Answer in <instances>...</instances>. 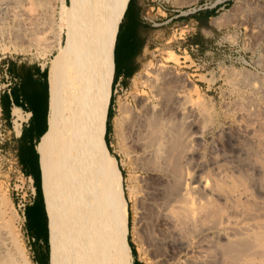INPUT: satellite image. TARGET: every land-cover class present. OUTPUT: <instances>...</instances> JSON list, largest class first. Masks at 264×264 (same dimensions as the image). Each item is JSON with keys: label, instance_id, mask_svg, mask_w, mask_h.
<instances>
[{"label": "bare ground", "instance_id": "bare-ground-1", "mask_svg": "<svg viewBox=\"0 0 264 264\" xmlns=\"http://www.w3.org/2000/svg\"><path fill=\"white\" fill-rule=\"evenodd\" d=\"M27 1L0 0L1 41L10 40V26L18 27L19 34L28 29L23 22ZM60 4L55 44L49 46L58 52L60 139L47 205L53 264H127L122 176L104 140L118 0H69V16L65 0ZM179 59L177 52L163 57L164 62L174 64ZM140 80L142 92L130 103H118L120 125L116 122L127 153L139 160V169L153 177L143 184V213L153 235L154 258L168 263L186 252L189 264H264L262 116L239 106L238 112L245 110L239 112L237 127L224 131L231 137L233 157L225 155L234 162H219V154L218 160L214 156L213 171L208 168L212 174L206 169L202 172L200 165L201 173L196 172L190 167L202 153L194 147L199 139L190 129L200 115L187 104V80L149 66L136 75L134 83ZM3 241L0 237V264H16ZM170 247L171 251L160 255ZM20 250L18 256L24 258Z\"/></svg>", "mask_w": 264, "mask_h": 264}, {"label": "rangeland", "instance_id": "rangeland-1", "mask_svg": "<svg viewBox=\"0 0 264 264\" xmlns=\"http://www.w3.org/2000/svg\"><path fill=\"white\" fill-rule=\"evenodd\" d=\"M65 4L66 12H68L69 0H65ZM24 8L25 16L31 19L29 21L26 16L27 22L23 21L29 23L26 24L29 30L25 29V33L23 31V34H19L18 27L10 26L9 31L12 30L9 35L10 40L6 39L5 42L0 40V58L6 59L13 56L46 60L49 69L53 56L56 57L58 54L54 47L49 46L55 44L53 37L56 32L53 35V31L58 29L57 26L62 17L60 0H30L26 2ZM205 9H213V13L208 17L207 25L199 27L189 15ZM133 11L134 1L129 6L128 15ZM69 14L70 12L66 16ZM139 19L143 26L141 34L144 47L138 55L137 71L140 70L138 74L145 66H149L154 71L159 69L161 72H174L177 77L185 78L187 104L200 115L201 122H196L190 132L199 139L197 143L193 141L196 143L194 147L198 146V153L204 156L207 154V157L198 155L196 158L198 161L194 159L192 163L194 166L190 168L201 171V167L204 166L202 172L206 170L209 172L208 168L213 169V162L217 158L221 163L232 164L229 160L232 162L234 159L227 158L233 157L232 147L229 144L231 140L228 142L231 137L226 132L234 131L237 127L241 117L239 112L245 109L252 112L256 110L254 113L264 117V111L261 113V110H264V0H141ZM195 33H197L195 38L197 44H192L189 40ZM167 52H177L179 62L177 64L164 62L163 57ZM160 61L164 66H161ZM132 76L124 83L113 87L107 134L110 152L116 158L121 172L122 190L127 204V223H129L124 239L127 264H132L131 260L135 258L142 264H181L180 262L189 264V254L186 252H181L174 259H169L168 263L159 261V259L162 260L161 257L154 258L153 235L143 213L146 203L143 184H147V177H153L137 167L139 160L135 159L130 152L127 153L126 142L121 132L118 134L120 126L117 127L121 121L118 103H130L133 97L143 90L142 80L136 85L134 83L136 76L133 78ZM253 105L254 108H252ZM239 106L245 109H240L238 112L237 109L241 108ZM262 117L261 122L264 124ZM204 126L209 129H204ZM219 132L220 135H218ZM210 153H213V156ZM201 158H203L202 162H200ZM205 160L210 162L206 164ZM15 169L13 164L5 162L0 157V237L4 238L3 247L11 252L16 264H37L36 255L31 246L33 242L31 236L34 233L30 225L26 224V218L25 225L20 228L17 225L18 217L14 208L13 194V183L17 180L14 177ZM211 170L209 174L213 171ZM198 173L194 172L196 176L199 175ZM88 177L98 178V176ZM72 182L74 180H71ZM36 201L39 202L38 197ZM48 203L49 199L47 205ZM127 234L134 249L133 256L130 253ZM12 239L17 246L15 244L14 247L12 246ZM48 246V264H53L50 241ZM17 248H21L24 258L18 256ZM166 249L163 248L161 252L163 253L164 250V253L159 254H167L172 248H168L167 251ZM38 257L40 264H46L44 253Z\"/></svg>", "mask_w": 264, "mask_h": 264}, {"label": "crops", "instance_id": "crops-1", "mask_svg": "<svg viewBox=\"0 0 264 264\" xmlns=\"http://www.w3.org/2000/svg\"><path fill=\"white\" fill-rule=\"evenodd\" d=\"M127 1L118 0L116 32ZM133 1L134 11L128 15ZM140 4L141 0H130L121 20L115 46L116 64L114 66L113 61L112 66L113 71L114 67L117 71L114 86L124 83L132 75L133 78L140 71H137L138 55L144 47L143 43L138 51L137 43L139 39L143 40V26L139 19ZM56 68L58 69V54L53 56L49 69L46 60L13 56L0 58V84L3 81L2 72L13 79L9 90L0 94L1 118L7 128H10L11 120H17L16 126L19 122L17 134L9 132L2 145L7 154L4 161L16 166L24 176H30L32 181L35 176L39 182L37 194L34 188L32 201L26 206V224L30 225L34 233L29 235L33 238L31 246L37 264H40L38 256L41 253L46 256V238L49 237L47 201L50 181L56 174L59 156V92ZM21 166L28 167V172L23 171ZM134 261L142 264L136 258Z\"/></svg>", "mask_w": 264, "mask_h": 264}, {"label": "built area", "instance_id": "built-area-1", "mask_svg": "<svg viewBox=\"0 0 264 264\" xmlns=\"http://www.w3.org/2000/svg\"><path fill=\"white\" fill-rule=\"evenodd\" d=\"M1 78L3 79L2 83L0 84V94L3 91H8L9 86L12 83V78L2 72ZM27 120V119H26ZM16 119L11 120L10 128H7L4 120L1 118L0 114V157L2 159L7 158L6 152L3 150L2 145L5 142L9 132L16 135L19 130V122L18 127L15 128L14 124ZM15 179H17L13 183V190H14V208L17 214V225L20 228L21 226L25 225V209L26 206L32 201L34 195V187L32 184V180L30 176H24L15 166Z\"/></svg>", "mask_w": 264, "mask_h": 264}, {"label": "trees", "instance_id": "trees-1", "mask_svg": "<svg viewBox=\"0 0 264 264\" xmlns=\"http://www.w3.org/2000/svg\"><path fill=\"white\" fill-rule=\"evenodd\" d=\"M129 2H130V0H128L127 3H126V7L124 9L122 18H123L124 14H125V11H126V9L128 7ZM212 13H213V9H205V10L195 11L194 13L190 14L189 16H191L197 22V25L200 27V26H206L207 25L208 17ZM122 18H121V20H122ZM121 20L118 23L117 32H116L115 40H114L115 43L113 44V61H114V66L116 64L115 46H116L117 35H118L119 27H120V24H121ZM196 36H197V33H195L193 36H191L189 42L192 43V44H197V41L195 39ZM142 44H143V40L139 39V41L137 43L138 51H140V49L142 47ZM116 78H117V71H116V68L114 67L113 76H112L111 85H110V90H111L110 91V94L111 95L109 97V103H108V106H107L108 108H107V111H106V121H105V131H104V140H105L106 146H107V148H108L109 151H110V147H109L108 141H107V134H108V128H109L108 119L110 117V112H111V105H112V101H113L112 91H113L114 83L116 82ZM20 168L23 171L28 172V167L21 166ZM32 183H33V186H34L35 191H36V194H37L38 189H39V182H38V180L36 179L35 176L33 177ZM25 216H26V209H25ZM128 223H127V226H128ZM126 238H127L128 245L130 247L131 256H133L134 249L132 247V244L129 242L128 234H127ZM46 248H47V251H46V256H45V262H46V264H48V248H49V246H48L47 238H46ZM49 255H50V258H51V254H49ZM131 262H132V264H136L133 259L131 260Z\"/></svg>", "mask_w": 264, "mask_h": 264}, {"label": "water", "instance_id": "water-1", "mask_svg": "<svg viewBox=\"0 0 264 264\" xmlns=\"http://www.w3.org/2000/svg\"><path fill=\"white\" fill-rule=\"evenodd\" d=\"M46 212V211H45ZM46 217H47V215H46ZM47 241H48V236H47ZM48 245H49V241H48Z\"/></svg>", "mask_w": 264, "mask_h": 264}]
</instances>
